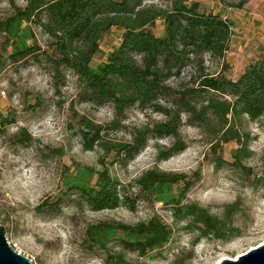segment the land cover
Returning <instances> with one entry per match:
<instances>
[{
  "label": "rangeland",
  "instance_id": "rangeland-1",
  "mask_svg": "<svg viewBox=\"0 0 264 264\" xmlns=\"http://www.w3.org/2000/svg\"><path fill=\"white\" fill-rule=\"evenodd\" d=\"M198 2L201 12L219 14L231 23L232 35L224 61L203 55L205 71L223 74L235 80L245 67L264 54V0H248L242 9L231 5L240 0H187ZM147 5L170 9L169 0H144ZM24 5V0H16ZM7 0H0V23L13 13ZM10 36L0 30V114L10 123H0V225L6 229L8 244L31 264H110L107 256L122 253L131 264H219L223 259L238 256L264 243V188L255 185L262 168L264 129L253 122H244V130L252 138L251 156L236 170L229 165L216 169L214 159L221 154L230 163L234 142L224 144L215 155L213 138L203 130L187 124L182 116L181 138L186 149L161 162L156 161L155 144L168 147L172 139L149 140L147 146L126 166L111 164L94 146L86 150L80 135L79 117L99 125L114 119L110 104L96 105L87 98L77 77L61 69L59 85L53 79L48 57L54 51L50 40L33 25L22 24ZM156 36L163 34L158 20L150 28ZM36 43L37 56L14 61L13 42ZM121 40V31L112 28L99 43V51L91 61L92 69L102 64ZM192 70L187 67L179 77L167 83L176 91L192 84ZM165 103V101H161ZM163 117L151 108L137 106L126 111L120 129L107 127L104 136L115 141L130 140L133 127L151 124ZM22 130L30 136L22 137ZM107 167L111 177L121 185L124 195L136 199L133 209L123 204L115 210L92 211L78 197L73 185L90 187L96 173ZM158 168L163 172L190 175L199 170L200 179L187 195V200L223 218L234 230L225 240L214 237L195 241L196 234L186 230L185 222L174 221L166 206L138 193L135 180L142 172ZM173 194L176 187L172 188ZM235 211L224 216L227 205ZM157 216L172 231L169 241L160 249L139 257L122 252L117 239L125 238L111 231L113 242L91 245L87 229L101 222L135 225ZM110 238V239H111Z\"/></svg>",
  "mask_w": 264,
  "mask_h": 264
},
{
  "label": "trees",
  "instance_id": "trees-1",
  "mask_svg": "<svg viewBox=\"0 0 264 264\" xmlns=\"http://www.w3.org/2000/svg\"><path fill=\"white\" fill-rule=\"evenodd\" d=\"M7 1L13 14L0 23V30L13 36L22 24L38 28L50 40L54 51L53 57H48L54 81L59 85L61 69L69 70L89 100L98 106H112L114 119L108 125L79 117L86 150L97 146L104 155L112 157L111 164L126 166L149 140L170 138L172 143L168 147L155 144L156 161H165L186 149L180 133L185 115L188 125L213 138L211 150L215 155L224 144L237 145L230 163L220 153L216 155V169L226 164L236 170L246 169L243 163L252 154L249 149L252 138L244 130V122H253L264 129V54L248 64L235 80L223 74H207L203 55L224 61L229 49L232 29L228 20L219 14L201 12L198 2L187 0H169L170 9L147 5L144 0H24L23 6L16 0ZM247 1L240 0L231 6L242 9ZM158 20L163 23L161 36L150 30ZM112 28L121 31V40L105 61L92 69L91 61L99 51V43ZM39 50L35 42L27 45L21 39L13 42L9 57L17 61L37 56ZM187 67L193 73L192 84L176 91L167 82L179 77ZM135 106L149 107L163 119L133 127L128 141L106 138L103 135L106 128H122L120 123L126 111ZM0 123L10 121L0 114ZM21 134L25 140L30 139L26 131L22 130ZM96 178L94 186L70 187L92 211L115 210L123 204L134 208L136 199L122 193V185L110 176L106 166L97 171ZM199 179V170L188 175L154 167L142 172L134 182L140 195L162 202L174 221L185 222L184 228L196 234V242L209 237L225 240L236 229L208 209L187 200ZM255 185L264 188V156ZM235 206L227 205L224 216L234 212ZM111 231L125 236L117 239L122 252L139 257L163 247L172 234L171 228L157 216L135 225L101 222L91 225L86 234L91 245L105 246L113 242ZM106 261L131 264L122 253L108 255Z\"/></svg>",
  "mask_w": 264,
  "mask_h": 264
},
{
  "label": "water",
  "instance_id": "water-1",
  "mask_svg": "<svg viewBox=\"0 0 264 264\" xmlns=\"http://www.w3.org/2000/svg\"><path fill=\"white\" fill-rule=\"evenodd\" d=\"M0 264H31L28 258L16 252L8 244L3 225H0ZM219 264H264V243L234 260L223 259Z\"/></svg>",
  "mask_w": 264,
  "mask_h": 264
}]
</instances>
